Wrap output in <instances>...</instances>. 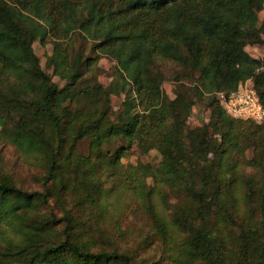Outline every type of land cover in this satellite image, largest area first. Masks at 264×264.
I'll return each instance as SVG.
<instances>
[{"label": "trees", "instance_id": "trees-1", "mask_svg": "<svg viewBox=\"0 0 264 264\" xmlns=\"http://www.w3.org/2000/svg\"><path fill=\"white\" fill-rule=\"evenodd\" d=\"M263 9L264 0H0V141L43 168L34 188L0 174V264H264V120L232 117L218 94L250 78L264 102V58L247 50L264 42ZM38 40L53 43L46 66ZM100 53L117 61L106 85L87 74ZM170 63L193 82L174 96L163 87ZM197 100L210 121L192 125ZM154 148L159 164L122 161ZM117 173L151 220L159 258L115 241L126 230L107 197L125 188L104 178Z\"/></svg>", "mask_w": 264, "mask_h": 264}, {"label": "rangeland", "instance_id": "rangeland-1", "mask_svg": "<svg viewBox=\"0 0 264 264\" xmlns=\"http://www.w3.org/2000/svg\"><path fill=\"white\" fill-rule=\"evenodd\" d=\"M260 18H264V9L260 11ZM90 44L91 41H88L87 46L89 47ZM52 47L53 43L50 40H48L46 43H43L39 40L34 43L35 51L40 56L43 66H46L47 57L50 53H52ZM247 50L253 56L260 57L262 59L264 58V42L249 44L247 45ZM98 56V63L92 70L88 71L87 74L95 75L99 81L106 85L113 80V72L115 70L117 61L103 53H100ZM163 67L168 75L167 79L163 83V87L165 91L171 96L175 95L176 89L179 87H186L187 85L189 86L193 83L186 76H184L182 79H179L176 76V71H180L181 73L184 72L176 64L170 63L164 65ZM47 70L50 73L53 71L49 68ZM53 79L59 82V84H63L64 82L59 78V76L54 74ZM124 96V93H120L118 95L114 94L112 96L113 106L115 109L120 107ZM209 111V108L202 100H197L189 117L190 124L201 125L204 123V120L210 121ZM78 146L80 151L85 153L89 150V141L87 139H82ZM0 149V174L13 175L20 184L29 188L41 187L40 179L42 177L43 168L38 165V163L34 161L32 157H28L8 141H0ZM247 154L248 156H251V149L247 150ZM161 158V154L155 148L151 149L147 153H139L131 149L122 158V161L125 164H136L138 162L159 164ZM133 173L136 178L140 176L137 171H133ZM114 181L119 188H125L121 195L119 194L120 192L117 191L116 193L107 197L113 212L116 214V218L119 219L122 227L126 230L125 236L113 234L114 238L116 239V243L121 246H126L127 248H133L134 251L136 250L135 253L140 258L146 257L147 261L159 258L162 249L161 241L156 239H147L146 237V230L150 229L151 227V220L149 216L146 214L143 208L138 207V205L134 202L136 199L132 196L131 191L127 189L128 181L125 179L124 175L122 173H117L113 177L104 178V186L109 187ZM156 197L160 198L158 195H156ZM164 256L165 255H163V264H173L170 258H164Z\"/></svg>", "mask_w": 264, "mask_h": 264}, {"label": "built area", "instance_id": "built-area-1", "mask_svg": "<svg viewBox=\"0 0 264 264\" xmlns=\"http://www.w3.org/2000/svg\"><path fill=\"white\" fill-rule=\"evenodd\" d=\"M264 69L261 65L258 70ZM229 115L236 118L264 120V102L261 100L252 79L242 81L235 90L218 93Z\"/></svg>", "mask_w": 264, "mask_h": 264}]
</instances>
